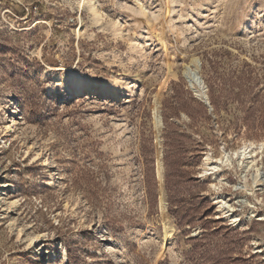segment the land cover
Masks as SVG:
<instances>
[{
    "label": "rangeland",
    "instance_id": "374dc122",
    "mask_svg": "<svg viewBox=\"0 0 264 264\" xmlns=\"http://www.w3.org/2000/svg\"><path fill=\"white\" fill-rule=\"evenodd\" d=\"M80 1L0 0V264H264V0Z\"/></svg>",
    "mask_w": 264,
    "mask_h": 264
},
{
    "label": "bare ground",
    "instance_id": "6f19581e",
    "mask_svg": "<svg viewBox=\"0 0 264 264\" xmlns=\"http://www.w3.org/2000/svg\"><path fill=\"white\" fill-rule=\"evenodd\" d=\"M88 1L89 2H93L94 0H88ZM83 3H84V0H81L80 1V6H82ZM93 12L94 13H98V9L95 8L93 10ZM248 26H249V24H246L244 26V28H246V30H248ZM189 70H190L189 68H186V73H188ZM190 80H191V84L193 86L195 84L200 83V79L198 78V73L197 72L190 73ZM103 81H104V84H102V85H109V87H114L117 90H121V91L124 90V89L126 90V89H128V87L131 86V82L129 80H125V82H123L121 84L118 83L117 80H115V79H104ZM92 82H94V80H92L86 73H79V72L73 71L71 68H69L68 74H67L66 79H65L64 86L68 87L72 97H78L84 91L85 86H87L89 88V86H90V84ZM97 83H99V82L97 81ZM117 90L115 92H117ZM196 91H197V93H199L198 89ZM155 118H156L157 121H160L158 119V115L156 113H155ZM245 147H244V149H245ZM249 156L251 157V155H249ZM207 159L210 160L211 158L208 156ZM157 164H158V166H157V169H158L157 171L158 172L157 173L159 175L160 180H162V178H163V169H162V163H161V160L159 159V157H158V163ZM160 201H161L160 202L161 211H164V200H163L162 197H161ZM166 235H168V234H166ZM37 246H39V245H37ZM43 264H48V263H43Z\"/></svg>",
    "mask_w": 264,
    "mask_h": 264
},
{
    "label": "trees",
    "instance_id": "16d2710c",
    "mask_svg": "<svg viewBox=\"0 0 264 264\" xmlns=\"http://www.w3.org/2000/svg\"><path fill=\"white\" fill-rule=\"evenodd\" d=\"M211 87V92H210V94H209V100H210V104H211V106H213L215 109L217 108V102H216V98H215V96L213 95V90H214V86L213 85H211L210 86ZM190 96H191V100L192 101H194L195 99L193 98V96L191 95V93H190ZM195 102V101H194ZM199 105H200V107H201V110H202V117H205L206 115H207V107L203 104V103H201V102H199L198 103ZM169 110V109H168ZM174 110V111H173ZM179 110H181V108H176V107H173V109L171 108V111L169 110V114L170 115H172V114H177V111H179ZM184 111L189 115V117H191V118H193V119H199V118H201L200 116H198V112H195L194 113V109L191 107V106H187L185 109H184ZM169 117V116H168ZM165 122H166V124H167V116L165 117ZM247 126H248V122H247ZM250 127H253V126H249V128ZM168 154V153H167ZM166 164H167V167H168V170H169V173H172L173 172V170L174 169H171L170 168V165H168V162L166 161ZM168 177H170V176H168ZM168 177H167V182H168Z\"/></svg>",
    "mask_w": 264,
    "mask_h": 264
},
{
    "label": "water",
    "instance_id": "95a60500",
    "mask_svg": "<svg viewBox=\"0 0 264 264\" xmlns=\"http://www.w3.org/2000/svg\"><path fill=\"white\" fill-rule=\"evenodd\" d=\"M196 93V92H195ZM196 96H198L199 98H201V100L206 104V105H208L209 107H210V103H209V100H208V97H207V95H205V94H197L196 93Z\"/></svg>",
    "mask_w": 264,
    "mask_h": 264
}]
</instances>
